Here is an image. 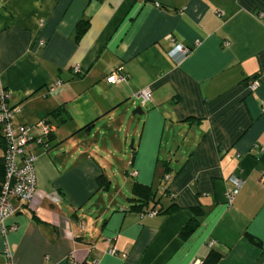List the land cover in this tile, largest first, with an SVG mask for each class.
Instances as JSON below:
<instances>
[{
  "label": "crops",
  "instance_id": "0c3cea01",
  "mask_svg": "<svg viewBox=\"0 0 264 264\" xmlns=\"http://www.w3.org/2000/svg\"><path fill=\"white\" fill-rule=\"evenodd\" d=\"M2 90L17 126L55 132L30 147L40 196L7 220L0 264L8 248L12 264H264V0H0ZM135 183L156 193L146 211Z\"/></svg>",
  "mask_w": 264,
  "mask_h": 264
},
{
  "label": "built area",
  "instance_id": "2783aa9c",
  "mask_svg": "<svg viewBox=\"0 0 264 264\" xmlns=\"http://www.w3.org/2000/svg\"><path fill=\"white\" fill-rule=\"evenodd\" d=\"M169 40L175 45L174 54L189 53V49L178 45L172 36ZM76 72H80V68L77 67ZM127 80V76L118 71L108 79V83L123 84ZM62 84V81H57L49 91L53 92ZM249 86L251 91L255 92L260 87V83L252 81ZM138 98L141 99L144 107L152 101V93L145 90L138 95ZM9 99L8 92L2 90L0 92V126L8 147L5 154L6 176L0 190V233L5 237L16 230V226L7 225V220L16 213V206L32 208L40 196L36 174L37 157L31 152L30 147L36 145L48 148L49 139L55 132L54 125L47 118L40 120L34 126H17L14 119L16 114L20 113V108L11 107ZM165 179L169 181L170 177L167 176ZM231 180L235 183V189L227 194L230 203L233 202L244 184L243 180L237 176H233ZM156 214V212L149 213L151 216ZM110 253L115 254L116 251L111 250ZM6 257L8 264H12V253L9 248L6 250Z\"/></svg>",
  "mask_w": 264,
  "mask_h": 264
},
{
  "label": "trees",
  "instance_id": "16d2710c",
  "mask_svg": "<svg viewBox=\"0 0 264 264\" xmlns=\"http://www.w3.org/2000/svg\"><path fill=\"white\" fill-rule=\"evenodd\" d=\"M60 111H56L54 113V115L59 114ZM7 143L5 140V137L2 133V128L0 126V148L4 151V156L3 158L0 159V190L2 188V185L5 181V176H6V169H5V154L7 151ZM103 181L106 180L105 178L102 179ZM107 184L109 185V182L106 180ZM133 195H134V204L132 207V210H137L139 212H142L143 210H145V207H147L148 204H150L151 201L155 200V196L156 193L153 192V190L150 187H146L143 185H140L138 183H135L133 186ZM194 226L195 225H190V227H187L183 233H182V237L186 238L188 237L194 230ZM248 239L253 242L254 244L259 245L260 243H258L253 237H251L250 235L248 236ZM221 254L217 253V252H211L209 257L206 259V261L204 262V264H218L219 261L221 260Z\"/></svg>",
  "mask_w": 264,
  "mask_h": 264
},
{
  "label": "rangeland",
  "instance_id": "374dc122",
  "mask_svg": "<svg viewBox=\"0 0 264 264\" xmlns=\"http://www.w3.org/2000/svg\"><path fill=\"white\" fill-rule=\"evenodd\" d=\"M131 114L133 115V111L131 112ZM137 119H139L138 117V115L137 116H135ZM95 135H97V132H96V130L95 131H93V134H92V136H90V137H87V138H91V141L93 142V144H94V147H97L98 146V144H97V139H100L98 136L95 138ZM123 140V153H125L124 155H121V153H118L117 152V154H118V157L119 158H121V159H124V158H126L125 156H126V153L130 156V155H132V151H131V145H132V141H133V139H129L128 140V142H126V140H125V138H123L122 139ZM136 141L138 142V139L136 138ZM98 151V150H97ZM99 151H101V149H99ZM99 151H98V153H99ZM122 153V154H123ZM111 162L112 163H114V159L112 158L111 159ZM107 169V168H106ZM134 179H132V178H130V182L132 183V182H134L133 181ZM136 181V180H135ZM112 182H113V185H114V187H115V185L116 184H119V186L120 187H122V186H124L123 185V180H122V176L119 174L117 177H114L113 175H112ZM125 190H128V187L127 186H125V187H123ZM126 192V191H125ZM114 193V192H113ZM128 197V198H133V194L130 192V191H127V193H125V197Z\"/></svg>",
  "mask_w": 264,
  "mask_h": 264
},
{
  "label": "water",
  "instance_id": "95a60500",
  "mask_svg": "<svg viewBox=\"0 0 264 264\" xmlns=\"http://www.w3.org/2000/svg\"><path fill=\"white\" fill-rule=\"evenodd\" d=\"M145 111H144V108L143 106H138L134 111H133V115L134 116H137V115H144ZM95 128L94 125H91L89 126L87 129H86V133L87 134H90L91 131ZM132 148H133V145H132Z\"/></svg>",
  "mask_w": 264,
  "mask_h": 264
}]
</instances>
